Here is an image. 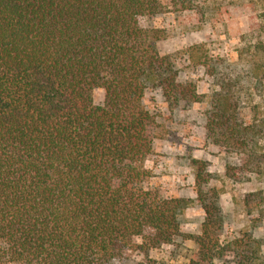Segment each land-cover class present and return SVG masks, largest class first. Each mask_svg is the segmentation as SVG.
I'll return each mask as SVG.
<instances>
[{
  "label": "trees",
  "instance_id": "1",
  "mask_svg": "<svg viewBox=\"0 0 264 264\" xmlns=\"http://www.w3.org/2000/svg\"><path fill=\"white\" fill-rule=\"evenodd\" d=\"M194 1L169 0L178 10ZM168 6L0 0V264H117L177 236L197 244L188 264H264L250 233L222 239L220 192L208 185L205 164L193 161L205 213L198 234L181 230L191 199L150 183L146 161L160 125L146 93L161 90L171 107L199 98L175 58L157 48L167 34L153 18ZM256 56L246 74L260 84ZM235 82L214 93L207 130L242 156L243 169L260 173L264 118L240 117ZM96 88L105 92L102 104L93 100ZM258 195L249 193L250 209Z\"/></svg>",
  "mask_w": 264,
  "mask_h": 264
},
{
  "label": "rangeland",
  "instance_id": "2",
  "mask_svg": "<svg viewBox=\"0 0 264 264\" xmlns=\"http://www.w3.org/2000/svg\"><path fill=\"white\" fill-rule=\"evenodd\" d=\"M163 1L169 6L153 18V23L164 29L167 37L158 41L157 48L175 58L180 77L195 82L199 98L171 107L161 90L146 93L144 102L160 125L154 152L146 161L152 171L150 183L167 195L191 199L180 216L181 230L198 234L205 213L197 200L198 165L193 161L202 162L208 185L220 192L222 239L248 232L260 241L264 253V167L260 173L243 169L242 156L223 148L207 130L213 95L223 81L232 79H236L234 94L240 99V117L245 121L254 115L264 118V0H195L193 8L184 10ZM194 46L198 47L191 51ZM252 54L262 63L257 70L260 84L247 78ZM104 95L102 88L94 89V102L102 104ZM260 143L263 151L264 140ZM254 191L259 195L253 204L260 205L250 209L247 198ZM196 249L192 239L177 236L170 244L147 254L136 252L117 264H188Z\"/></svg>",
  "mask_w": 264,
  "mask_h": 264
}]
</instances>
